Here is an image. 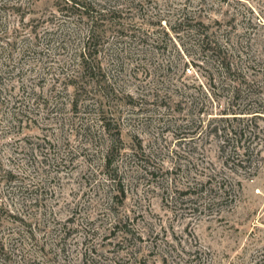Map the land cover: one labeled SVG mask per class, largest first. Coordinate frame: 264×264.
<instances>
[{"label": "rangeland", "instance_id": "374dc122", "mask_svg": "<svg viewBox=\"0 0 264 264\" xmlns=\"http://www.w3.org/2000/svg\"><path fill=\"white\" fill-rule=\"evenodd\" d=\"M96 2L80 74L85 19L0 0L12 261L264 264V0Z\"/></svg>", "mask_w": 264, "mask_h": 264}, {"label": "trees", "instance_id": "16d2710c", "mask_svg": "<svg viewBox=\"0 0 264 264\" xmlns=\"http://www.w3.org/2000/svg\"><path fill=\"white\" fill-rule=\"evenodd\" d=\"M96 4V0H64L62 8H60V10H68L73 16L76 15V17H79L80 20L85 19L87 21L86 35L79 53L76 54L78 57V70L80 74L81 72L91 73L95 68H98V64L94 61V57L92 56L93 54L95 56L97 51L95 39L98 36V25L96 23L100 18V12L96 8ZM78 86L79 85L76 84V87ZM260 112L264 113L263 111ZM110 149L111 145L108 144L103 156L104 165L110 163L108 159ZM18 236H20V234ZM10 254H14V251H11L10 243L0 238V264H16L14 260L12 261L9 256Z\"/></svg>", "mask_w": 264, "mask_h": 264}]
</instances>
